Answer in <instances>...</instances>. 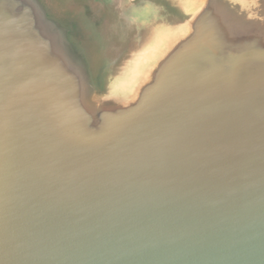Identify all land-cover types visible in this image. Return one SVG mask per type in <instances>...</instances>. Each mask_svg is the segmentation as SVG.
<instances>
[{
    "label": "water",
    "instance_id": "1",
    "mask_svg": "<svg viewBox=\"0 0 264 264\" xmlns=\"http://www.w3.org/2000/svg\"><path fill=\"white\" fill-rule=\"evenodd\" d=\"M123 3L99 87L0 0V264H264V0Z\"/></svg>",
    "mask_w": 264,
    "mask_h": 264
},
{
    "label": "rangeland",
    "instance_id": "2",
    "mask_svg": "<svg viewBox=\"0 0 264 264\" xmlns=\"http://www.w3.org/2000/svg\"><path fill=\"white\" fill-rule=\"evenodd\" d=\"M41 1L46 2L50 17L59 18L74 30L69 34V38L74 44L85 47V54L93 76L98 71L99 57L101 56V60L106 65V70L103 71V80H99V87H103L105 77L108 73H113L115 69L114 49L117 43L127 39V35L121 32L118 25V16L113 13L112 9L104 6L102 0ZM90 33L92 37H88ZM97 42L100 43V48Z\"/></svg>",
    "mask_w": 264,
    "mask_h": 264
},
{
    "label": "flooded vegetation",
    "instance_id": "3",
    "mask_svg": "<svg viewBox=\"0 0 264 264\" xmlns=\"http://www.w3.org/2000/svg\"><path fill=\"white\" fill-rule=\"evenodd\" d=\"M43 3H44V1H43ZM44 4L47 5L46 2ZM102 4L106 7H108V9H112L113 13L115 15H117L119 19H122L124 9H126V7L128 6L127 4L123 3V0H102ZM160 13H162V12H158L157 14L160 15ZM122 22H123V20H122ZM127 26H128V24H127ZM127 29L133 30L132 27H128Z\"/></svg>",
    "mask_w": 264,
    "mask_h": 264
}]
</instances>
